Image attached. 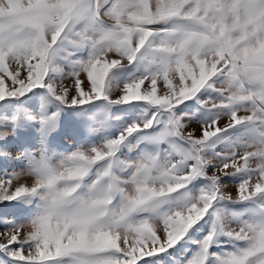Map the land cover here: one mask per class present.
Returning <instances> with one entry per match:
<instances>
[{"label":"snow or ice","instance_id":"snow-or-ice-1","mask_svg":"<svg viewBox=\"0 0 264 264\" xmlns=\"http://www.w3.org/2000/svg\"><path fill=\"white\" fill-rule=\"evenodd\" d=\"M0 264H264V0H0Z\"/></svg>","mask_w":264,"mask_h":264},{"label":"rangeland","instance_id":"rangeland-1","mask_svg":"<svg viewBox=\"0 0 264 264\" xmlns=\"http://www.w3.org/2000/svg\"><path fill=\"white\" fill-rule=\"evenodd\" d=\"M67 83L68 84H71V81H67ZM97 120H103L104 119V116H103V114H101V113H97ZM231 188H232V186L230 185L229 186V190H231ZM232 227H236V225H232Z\"/></svg>","mask_w":264,"mask_h":264}]
</instances>
